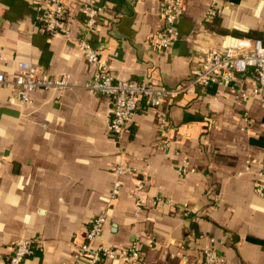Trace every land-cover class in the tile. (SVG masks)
<instances>
[{
    "label": "crops",
    "instance_id": "1",
    "mask_svg": "<svg viewBox=\"0 0 264 264\" xmlns=\"http://www.w3.org/2000/svg\"><path fill=\"white\" fill-rule=\"evenodd\" d=\"M64 1L68 35L39 22L37 5L49 0H0V71L14 78L30 61L69 81L32 90L29 101L0 85V264L22 238L36 241L24 264H90L78 248L102 212L93 244L140 240L139 264H205L208 247L225 256L223 264H264V195L256 191L264 88L253 92L254 73L238 76L237 86H189L159 106L142 99L116 137L111 98L85 86L96 72L76 43L85 0ZM170 1L97 0L89 40L114 77L175 87L200 68L205 49L264 42V0H182L179 38L157 48Z\"/></svg>",
    "mask_w": 264,
    "mask_h": 264
},
{
    "label": "built area",
    "instance_id": "2",
    "mask_svg": "<svg viewBox=\"0 0 264 264\" xmlns=\"http://www.w3.org/2000/svg\"><path fill=\"white\" fill-rule=\"evenodd\" d=\"M84 28L76 38V43L81 47L87 58L96 63V72L91 81L85 86L101 91L111 98L112 115L110 131L119 137L127 128L133 116L145 99L151 106H159L165 98L174 97L189 86H206L219 84L224 86H237L238 76L252 71L255 75L257 85L253 92L257 93L264 88V42L261 38H254L247 49L237 45H226L224 47H213L202 52V63L196 73L185 83L175 87L158 85L152 81L142 80L135 77L128 79H117L109 71L106 61L102 60L96 48L89 40L90 34L98 26V15L102 6L97 0H85L84 4ZM38 20L46 31L61 32L68 35L67 4L64 0H49V5L44 6L41 2L37 5ZM182 12V0H171L162 9L164 20L163 27L156 32L155 46L166 48L179 38L177 22ZM208 16L216 14L214 6L207 11ZM0 85L11 86L14 95L22 100H30V92L38 87H55L64 89L68 87V77H52L39 69L30 61H21L19 71L14 78H8L0 71ZM242 96L248 98V93L242 91ZM161 124L167 123L166 116L159 118ZM127 167H119L122 171ZM129 169V168H128ZM262 177L256 185V191L264 195V167ZM142 183L138 188H142ZM115 184L114 192L117 191ZM163 199L158 198L157 202ZM141 201V199H138ZM138 204V203H137ZM106 222V214L96 215L90 222L85 240L78 248V254L87 256L90 264H101L108 259L120 260L122 264H139L141 259V241L136 240L125 248H118L106 243L93 244V240L102 232ZM153 242V241H152ZM36 241L22 238L15 241L12 251L1 264H24L26 258L34 252ZM205 264H223L226 259L214 247L203 250Z\"/></svg>",
    "mask_w": 264,
    "mask_h": 264
}]
</instances>
